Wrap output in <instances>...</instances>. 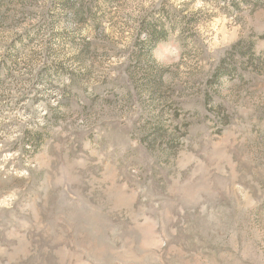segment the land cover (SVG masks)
Listing matches in <instances>:
<instances>
[{
    "label": "rangeland",
    "instance_id": "rangeland-1",
    "mask_svg": "<svg viewBox=\"0 0 264 264\" xmlns=\"http://www.w3.org/2000/svg\"><path fill=\"white\" fill-rule=\"evenodd\" d=\"M0 264H264V0H0Z\"/></svg>",
    "mask_w": 264,
    "mask_h": 264
}]
</instances>
